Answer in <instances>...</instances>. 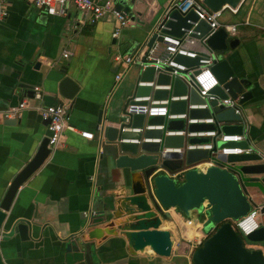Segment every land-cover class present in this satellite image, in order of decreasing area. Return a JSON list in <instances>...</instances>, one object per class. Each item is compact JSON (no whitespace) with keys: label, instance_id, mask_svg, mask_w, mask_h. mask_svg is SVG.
Masks as SVG:
<instances>
[{"label":"water","instance_id":"water-1","mask_svg":"<svg viewBox=\"0 0 264 264\" xmlns=\"http://www.w3.org/2000/svg\"><path fill=\"white\" fill-rule=\"evenodd\" d=\"M170 1L168 0L165 8L160 10L156 25L166 15ZM202 1L213 11L222 10L224 7L238 8L236 14L238 16L243 6L249 3V0ZM115 2L118 10L129 13L133 18L138 17L140 20L143 16V11L139 9L136 0H115ZM155 11L156 4L146 12L144 20L151 19ZM226 11L229 12V10ZM172 17L176 20L169 23L171 30L168 32L175 36L182 35L183 27H191L189 20H198L193 12L182 15L174 11ZM80 19L79 24H81ZM196 30L200 32L196 35L199 41L197 40L193 45V49L202 55H212V70L219 84L212 90L216 99L209 103L210 107L194 109L191 111V116L214 115L218 121L224 123L222 125L224 132L242 133L243 116L237 114L234 108L218 105L219 100L240 98L239 104L245 106L258 92L264 90V69L251 66L243 60L236 51L241 44L240 39L230 34L225 28H220L209 36L210 25L200 21ZM156 38L157 34L151 33L142 48L145 45L151 47ZM116 54L118 53L110 48L112 63ZM41 57L44 56L31 54L14 59L16 74L13 92H17L20 101L6 110L19 106L25 98L33 97L35 87L41 86L43 81L42 69L48 66L47 78L52 79L56 77L54 75H57V78L52 80L55 84L54 92L59 93L66 101L72 102L71 105H67L70 123L69 108L80 95L83 80L79 78L77 68L71 59H68L65 64H59L58 59L51 58L48 65H44L42 60L46 57L42 59ZM178 60L189 66L199 64V57L178 56ZM114 65L112 71L115 80L119 66L116 63ZM154 78L153 67H148L142 73L143 80ZM158 82L172 83L173 93L176 95L189 92L190 101L193 103L205 101L195 88L189 90L179 78H172L169 74L161 73L158 76ZM116 89L114 85V90ZM132 90L134 89H131L130 94ZM150 91L149 87L139 88L140 94H148ZM112 95L108 97L106 107L110 105ZM168 95L167 90L155 92L157 98H166ZM31 102L32 105L40 104V101L33 99ZM58 104L65 103L56 102L46 105ZM186 108L187 101H175L171 104L173 113L184 112ZM107 109L100 111L99 125L103 124ZM21 116L12 117L13 119L6 118L7 123H16ZM145 121L146 117L143 114L134 117L136 126L143 125ZM164 121L163 116L149 118L151 123ZM49 123L50 120L43 119L46 130L35 154L16 173L0 200V264H40L36 262L39 257L37 255H40L48 240L54 242L50 239L49 230L58 228V224L53 221L55 213L52 206L56 203L49 200H37L34 208L27 212L17 210L15 206L20 189L47 166L56 152L48 147L52 135V131L48 128ZM184 126L183 119L168 121L169 129H182ZM214 128V124L190 126L192 130ZM68 130L72 129H67L64 132L65 136ZM89 132H93V139L99 138V146L94 156L96 171L90 176L92 183L90 204L82 211L80 226L75 231L65 233L66 235L60 239L62 244L58 252L64 264H105L104 248L114 245L125 246L132 256L152 255L165 260L172 259L176 255V241L180 238V231L175 224H171L170 228L163 226L171 216L168 212H162L161 205L166 209L176 208L180 216L187 217L193 216L194 211L206 209L207 221L204 224V230L208 233V238L192 253L194 264H264V204L261 209L262 215L257 217V220L262 222V226L246 236L253 245L245 243L232 223V220L246 216L254 205L248 193V184H252L264 193L263 153L256 151L250 154L221 156L223 161L229 163L227 167L219 163L203 171L193 165L208 159L207 150H190L185 155L162 152L164 146H183L185 138L182 136H168L163 144L154 142L134 144L118 142L117 139L122 134L109 126L102 130H89ZM145 136L162 137L163 132L147 131ZM207 141L208 139L199 137L190 139L192 143ZM228 145H236V143L220 142L218 144L219 147ZM238 145L247 148L249 143L243 141ZM160 168L162 170L157 172ZM183 171L185 173L180 177L183 181L179 183L180 178H175L173 175ZM16 247L25 248L27 252L24 255L18 252L15 256ZM177 248L178 254L186 256L189 254L190 244L181 240Z\"/></svg>","mask_w":264,"mask_h":264},{"label":"crops","instance_id":"crops-1","mask_svg":"<svg viewBox=\"0 0 264 264\" xmlns=\"http://www.w3.org/2000/svg\"><path fill=\"white\" fill-rule=\"evenodd\" d=\"M167 2L168 0H136L143 16L140 20L136 17L137 24L125 28L114 42L112 34L116 22L113 18L82 25L79 24L81 14L75 8H71L67 16H57L45 13L29 0L8 1L9 15L0 22V200L16 173L35 154L46 130L40 113L34 108L25 109L16 123H7V119L13 118H4L6 109L20 101L17 92H13L16 74L14 59H19L22 55H43L41 59L46 57L42 60L44 65H48L51 58L58 59L59 64H65L71 59L79 78L83 80L80 95L69 108L70 125L74 130L67 131L64 144L56 150L47 166L20 189L16 198L17 210L24 212L32 210L37 200L56 203L52 206L55 213L53 221L62 228L56 224L57 229L49 230L50 239L54 242L48 240L40 255H37V263L64 264L58 252L62 244L60 239L65 233L75 231L80 226L82 211L90 204V176L96 171L94 156L99 138L86 139L80 132L98 130V116L103 109L108 108L104 113L105 127H111V122L119 120L111 111L110 105L106 107L107 99L112 94L111 100L113 99L130 71L114 90L112 69L115 65L111 62L110 48L118 53L119 50H124L125 54L132 53L139 45L142 48L155 28L160 10L165 8ZM154 4L156 11L152 18L144 20V15ZM243 17L249 18L252 24L239 26L236 36L241 44L236 51L251 66L264 69V30L261 27L264 24V0H252L248 9L244 5L239 15L242 19L232 23L243 20ZM65 49L71 52L68 58L62 56ZM44 67L41 86H36L44 96L41 102H64L71 105L72 102L54 92L55 84L52 80L57 75L52 79L47 78L49 68ZM129 94L130 92L126 97ZM242 107L250 125V139L264 154V90ZM121 115L123 116V110ZM248 193L253 203H264V193L257 187L248 184ZM179 217L182 218L180 215ZM164 223L166 226L174 224L170 221ZM18 252L24 255L27 250L16 247L14 255L17 256ZM104 254L105 264H177L175 258L180 256L174 255L170 260L152 255L132 256L125 246L115 245L105 247ZM180 264L184 263L180 261Z\"/></svg>","mask_w":264,"mask_h":264},{"label":"built area","instance_id":"built-area-1","mask_svg":"<svg viewBox=\"0 0 264 264\" xmlns=\"http://www.w3.org/2000/svg\"><path fill=\"white\" fill-rule=\"evenodd\" d=\"M8 1L0 0V21L6 19L8 16ZM35 7L40 8L45 13L57 16H67L71 8L77 9L82 18L80 23L82 25L95 24L103 19L113 18L116 26L113 31V38H118L125 28L133 27L137 24L136 18H133L127 12L117 9L115 0H29ZM168 11L164 18L158 22L152 33L157 34V38L151 47H138L131 54H116L114 63L119 66V70L115 76V86L123 81L126 74L131 68L136 65L139 69L140 75L135 84L134 91L127 97L126 104L123 109V116L125 120H117L111 122V127L119 130L122 134L117 139L121 143L141 144L143 142H154L163 144L168 136H182L185 138L183 146H164L162 152L185 155L190 150H207L209 157L207 160L198 162L193 167L205 171L212 165L224 164L229 165L226 161L221 159V156L250 154L260 150L250 139V125L244 116L242 105L239 104V99L227 98L219 100L218 105H224L228 108H234L237 114L243 116L241 123L244 124L242 133H227L222 130V122L218 121L214 115L210 117H192L191 111L194 109H208L209 103L216 99L212 90L219 84V80L212 70L213 57L202 55L193 49L199 39L196 37L200 34L196 30L200 21H205L210 25V33L213 34L220 28H225L230 34L236 35L240 25H251L249 18L241 20L237 23H232L228 20H221L224 12L229 10V13L236 15L238 8L224 7L222 10L213 11L206 6L202 0H171ZM178 11L182 15H187L193 12L197 15L198 20H189L190 28L183 27L182 35L175 36L168 31L171 30L169 23L176 19L172 17V12ZM264 30V24L261 26ZM71 52L65 49L62 53L64 58H68ZM178 56H186L189 58H198L199 64L189 66L184 62L178 60ZM155 69V78L153 80H143L142 73L148 68ZM161 73L169 74L172 78L181 79L190 90L195 88L204 102L193 103L190 101V94L176 95L173 93V84H161L158 82V76ZM149 87L151 89L148 94H140L139 88ZM157 90H167L169 95L166 98H157L155 92ZM32 98L24 99L19 106L6 110L3 115L5 118L19 117L25 109L34 108L38 110L44 120H50L48 128L52 131L48 147L52 151L60 148L65 142L64 132L67 129L74 130L68 121V106L66 104L46 105L42 103L44 96L39 87H35ZM40 101L39 105H32L31 100ZM175 101H187V108L184 112H171V104ZM143 114L146 121L141 126L134 125L135 115ZM152 116H163L165 121L163 123H151L149 118ZM183 119L185 126L182 129H169L168 121ZM192 124H214V129L209 130H192ZM105 126L98 125V130H102ZM160 130L163 132L162 137H147V131ZM83 137L92 140L94 138L93 132L81 131ZM206 138L207 142L192 143L191 138ZM243 141H247L249 146L243 148L238 145ZM222 143H236V145H228L219 147ZM160 168L157 172L161 171ZM156 172V173H157ZM185 171L174 174L175 178H180ZM160 204L159 200L157 199ZM264 204V203H263ZM263 204L252 205L250 212L238 220H232L234 227L243 236H247L256 231L262 226V222L257 220L261 216V209ZM161 205V204H160ZM162 212L170 213V222L178 226L180 231V238L176 241V248L180 245L181 240L190 244L189 255L200 246L208 238V233L204 230V224L207 221V216L201 221L198 215L181 216L176 208L166 209L162 205ZM206 209H204V213ZM197 221L198 225L193 227ZM192 229L195 232L194 237L189 238L186 231ZM203 230L205 232H203Z\"/></svg>","mask_w":264,"mask_h":264},{"label":"rangeland","instance_id":"rangeland-1","mask_svg":"<svg viewBox=\"0 0 264 264\" xmlns=\"http://www.w3.org/2000/svg\"><path fill=\"white\" fill-rule=\"evenodd\" d=\"M251 1L252 0H249V3H247L245 6H246V9H248V7L251 5ZM244 18V17H243ZM239 19H242V18H239V16L237 15H232L231 13H229L228 11H225L223 16L221 17V20H228L230 22H235L236 20H239ZM121 54H125V51L124 50H119ZM118 53V51L116 52ZM139 75H140V72H139V69L136 65H134L128 76L125 78V80L122 82L121 84V87H119L116 91V93L114 94V97L110 103V108H111V111L114 112L116 114V117L120 120H125V117H123L121 115V112L123 110V104H124V100H125V97L126 95L131 91V89L133 87H135V84L139 78ZM183 180L182 178L178 179V182L181 183ZM195 214H198V218L203 221L204 220V216H205V213H204V210L203 209H200L199 211H194ZM170 221V220H169ZM166 228H170V225H168ZM203 232H205L203 230ZM244 237V241L247 245H253L252 242H250L246 236H243ZM178 248H176V255H180L178 254ZM176 263L177 264H180V261L181 263H186V264H194L193 261H192V257L188 254V256H176Z\"/></svg>","mask_w":264,"mask_h":264},{"label":"bare ground","instance_id":"bare-ground-1","mask_svg":"<svg viewBox=\"0 0 264 264\" xmlns=\"http://www.w3.org/2000/svg\"><path fill=\"white\" fill-rule=\"evenodd\" d=\"M166 221H168V220H166ZM168 222H169V221H168ZM197 225H198V223H197V221H196V222L193 224V227H196ZM163 226H164V227H167V226H166V223H164ZM185 235H187L189 238H192V237H194L195 232H194V230L189 229V230L186 231V234H185Z\"/></svg>","mask_w":264,"mask_h":264},{"label":"trees","instance_id":"trees-1","mask_svg":"<svg viewBox=\"0 0 264 264\" xmlns=\"http://www.w3.org/2000/svg\"><path fill=\"white\" fill-rule=\"evenodd\" d=\"M240 235H241V237H242V234L241 233H239Z\"/></svg>","mask_w":264,"mask_h":264}]
</instances>
